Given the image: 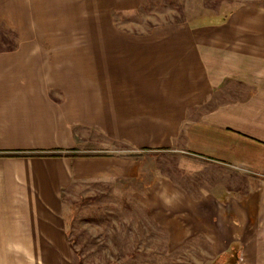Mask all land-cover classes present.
Listing matches in <instances>:
<instances>
[{
    "label": "crops",
    "instance_id": "1",
    "mask_svg": "<svg viewBox=\"0 0 264 264\" xmlns=\"http://www.w3.org/2000/svg\"><path fill=\"white\" fill-rule=\"evenodd\" d=\"M9 1L0 21L19 46L0 52V154L78 155H0V264L70 251L67 188L116 179L141 184L134 195L178 243L202 235L235 264H264V5H238L217 25L131 33L106 1ZM93 6L104 13L80 37L76 12ZM98 135L130 153H99ZM146 152L248 172L247 191L192 195L147 169Z\"/></svg>",
    "mask_w": 264,
    "mask_h": 264
},
{
    "label": "rangeland",
    "instance_id": "2",
    "mask_svg": "<svg viewBox=\"0 0 264 264\" xmlns=\"http://www.w3.org/2000/svg\"><path fill=\"white\" fill-rule=\"evenodd\" d=\"M107 3L113 21L119 30L142 33L154 27L188 24L190 26L214 25L220 21V13L241 4L264 5V0H97L100 6ZM89 4L88 0H79ZM6 3V5L4 4ZM10 4L0 0V7ZM135 9H123L133 6ZM77 11L80 19L76 35L89 34V24L104 11ZM78 9V8H77ZM79 10V9H78ZM91 13V14H89ZM90 15V16H89ZM97 20H100L97 18ZM8 26L4 21H0ZM10 27V26H8ZM12 28V27H10ZM14 29V28H12ZM15 30V29H14ZM17 32V31H16ZM18 34V32H17ZM3 48L11 40L18 41L12 34L6 35ZM19 46V41H18ZM99 153L129 154L125 144L112 142L102 135L97 137ZM146 168L169 176L186 191L195 195L202 187L220 186V190L244 193L248 188L249 173L225 166L200 170L197 160H190L181 153L146 152ZM141 187L136 183L109 180L81 182L67 188L64 194L66 228L71 225L70 240L79 251L82 264H235V257L224 259L220 252L211 248L202 235L191 236L178 243L168 230L160 225L152 211L141 203L134 192ZM68 252H49L46 264H75L76 255ZM236 255V254H235ZM247 262V260L244 258Z\"/></svg>",
    "mask_w": 264,
    "mask_h": 264
},
{
    "label": "trees",
    "instance_id": "3",
    "mask_svg": "<svg viewBox=\"0 0 264 264\" xmlns=\"http://www.w3.org/2000/svg\"><path fill=\"white\" fill-rule=\"evenodd\" d=\"M7 33L12 34L13 37L15 38L18 37L16 30L6 26L4 23H0V52L15 50L18 47V41L16 39V40H11L10 45L6 48H3V43L7 41V37H6ZM0 155H4V156H62V155L76 156L78 155V152L76 151V149H74V150H69L65 152H60V151L43 152V153L41 152H37V153L16 152V153H2ZM140 156L141 154L135 155V157H140ZM70 228H71V225L68 228H66V232H67V237L69 239L72 252L75 253L76 255V256L74 255L76 257V260H74V263L82 264V259H81V255L79 251H76L74 248H72L73 244H72V241L70 240V233H71ZM220 256H222L224 259L230 258L228 252L222 253Z\"/></svg>",
    "mask_w": 264,
    "mask_h": 264
}]
</instances>
